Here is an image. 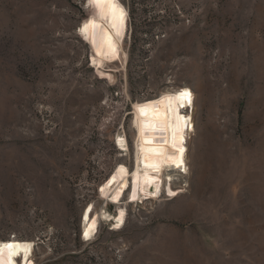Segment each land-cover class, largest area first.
Masks as SVG:
<instances>
[{"label":"rangeland","instance_id":"1","mask_svg":"<svg viewBox=\"0 0 264 264\" xmlns=\"http://www.w3.org/2000/svg\"><path fill=\"white\" fill-rule=\"evenodd\" d=\"M115 7L121 58L92 65L91 0H0V240L33 241L34 264H264V0ZM180 87L187 169L165 163L134 199L135 105ZM120 163L115 201L100 189ZM122 208V229L82 239L88 209Z\"/></svg>","mask_w":264,"mask_h":264},{"label":"bare ground","instance_id":"2","mask_svg":"<svg viewBox=\"0 0 264 264\" xmlns=\"http://www.w3.org/2000/svg\"><path fill=\"white\" fill-rule=\"evenodd\" d=\"M92 5L97 19L90 21L86 26L89 42L94 51L91 58L92 65H100L103 61L117 62L121 58L122 38L127 35L128 30L124 15L115 7V0H112L111 4L105 0L101 6L93 2ZM184 91L190 94L188 98L180 96V93ZM193 100L192 90L189 87H180L175 92L167 91L154 99L135 105L138 142L136 171L133 186L129 188V192L132 191V198L137 197L139 189H142V192L148 190L149 183L158 177L157 174L165 163L181 161L186 171L189 150L186 135L189 130L194 129L193 115L189 112V110L194 112ZM182 108L186 109V112ZM116 145L120 149H128L127 140L121 135L118 136ZM184 151H186L185 154ZM127 175V166L118 164L105 181L106 183L102 184L101 195L107 196L109 189L115 187L112 197L115 201L119 200L125 190L121 183L125 181L127 183ZM174 175L176 174L169 173L170 177ZM153 190L157 194L161 192L156 184ZM175 190L173 185L168 188L170 192ZM110 219H115L114 229H122L125 225L126 209H120L114 217L107 212L91 215L88 209L84 213V218L82 215V239L89 240L98 231L102 220L110 221ZM5 245H12V247H5ZM33 246L34 243L30 240L17 238L0 240V264H19L16 260L17 256H20V264L21 262L34 264Z\"/></svg>","mask_w":264,"mask_h":264},{"label":"snow or ice","instance_id":"3","mask_svg":"<svg viewBox=\"0 0 264 264\" xmlns=\"http://www.w3.org/2000/svg\"><path fill=\"white\" fill-rule=\"evenodd\" d=\"M91 2L95 3L97 6H101L103 3H105V0H91ZM107 2L109 4H111L112 0H107ZM180 96L183 98H188L190 96V94L187 91H184V92L180 93ZM5 247H12V245H5Z\"/></svg>","mask_w":264,"mask_h":264}]
</instances>
